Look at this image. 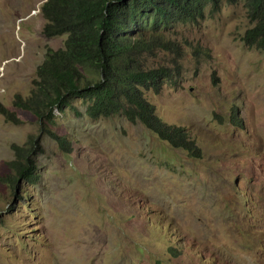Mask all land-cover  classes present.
I'll list each match as a JSON object with an SVG mask.
<instances>
[{"label": "rangeland", "instance_id": "1", "mask_svg": "<svg viewBox=\"0 0 264 264\" xmlns=\"http://www.w3.org/2000/svg\"><path fill=\"white\" fill-rule=\"evenodd\" d=\"M46 1L0 0V104L21 120L0 115V264H264V51L242 41L244 0L177 24L180 56L149 59L170 79L148 101L201 158L123 115L93 120L82 99L42 119L15 106L65 48L67 36L44 34ZM14 146L29 149L37 185L9 183Z\"/></svg>", "mask_w": 264, "mask_h": 264}, {"label": "trees", "instance_id": "2", "mask_svg": "<svg viewBox=\"0 0 264 264\" xmlns=\"http://www.w3.org/2000/svg\"><path fill=\"white\" fill-rule=\"evenodd\" d=\"M240 0H47L41 7L46 20L44 34L67 36L65 48L49 50L37 69L32 95L17 96L15 106L42 119L56 107L78 98L88 103L87 115L97 120L117 115L141 123L160 140L183 149L192 158L201 150L186 129L165 123L149 103L146 92L161 93L170 79L167 68H151L149 59L159 51L179 55L173 36L177 24H197L223 4L237 5ZM253 25L243 36L249 48L264 51V0H244ZM198 51V48H194ZM198 55L197 53H195ZM236 113V115H235ZM0 115L7 121L21 120L0 104ZM235 116V117H234ZM232 123L240 126L237 111ZM59 148L71 153L69 141L51 134ZM16 159L9 163L14 188L21 182L37 185L38 168L29 158L27 147L14 146Z\"/></svg>", "mask_w": 264, "mask_h": 264}, {"label": "clouds", "instance_id": "3", "mask_svg": "<svg viewBox=\"0 0 264 264\" xmlns=\"http://www.w3.org/2000/svg\"><path fill=\"white\" fill-rule=\"evenodd\" d=\"M38 13H40V10H38ZM35 14H37V12H35ZM202 21V20H201ZM177 32V31H176ZM176 36H173V41H176V43L179 45V48H180V52H181V45H180V43L177 41V37L175 38ZM242 41H243V39H242ZM245 44V43H244ZM193 47L194 46H191V49H192V53L196 56V57H198V56H200V54H199V51L201 50V48L200 47H194V48H198V51H194L193 50ZM255 49V48H254ZM260 51V50H259ZM159 52H162V51H159ZM158 52V53H159ZM180 52H179V55H176V54H172V53H168V54H172V55H176V56H180ZM164 53H166V52H164ZM195 53H197L198 55H196ZM158 56V55H157ZM156 56V57H157ZM155 58V57H154ZM151 59V58H150ZM151 68H153V67H151ZM164 88V87H163ZM163 91V90H162ZM150 92V91H149ZM153 92V91H152ZM155 93V92H154ZM157 94V93H156ZM147 98V97H146ZM150 103V102H149ZM151 104V103H150ZM154 106V105H153ZM156 109V108H155ZM233 111H237V113H238V117L240 118V120H241V125L240 126H235V127H238V128H241V127H243V125H244V120L239 116V112H238V109L236 108V109H232V112H231V123H232V117H233ZM157 114V113H156ZM158 116V115H157ZM160 118V117H159ZM161 119V118H160ZM128 120V119H127ZM163 120V119H162ZM129 121V120H128ZM164 121V120H163ZM165 122V121H164ZM132 123V122H131ZM141 124V123H140ZM232 125H233V123H232ZM144 126V125H143ZM234 126V125H233ZM145 127V126H144ZM146 128V127H145ZM147 129V128H146ZM148 130V129H147ZM149 131V130H148ZM150 132V131H149ZM194 140V139H193ZM183 150V149H182ZM201 150V149H200ZM202 155V154H201ZM190 156V155H189ZM201 158V157H200ZM168 250L169 251H171L170 250V248H168Z\"/></svg>", "mask_w": 264, "mask_h": 264}, {"label": "bare ground", "instance_id": "4", "mask_svg": "<svg viewBox=\"0 0 264 264\" xmlns=\"http://www.w3.org/2000/svg\"><path fill=\"white\" fill-rule=\"evenodd\" d=\"M235 115H236V113H235ZM237 116V115H236ZM235 117V116H234Z\"/></svg>", "mask_w": 264, "mask_h": 264}]
</instances>
